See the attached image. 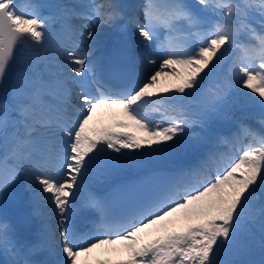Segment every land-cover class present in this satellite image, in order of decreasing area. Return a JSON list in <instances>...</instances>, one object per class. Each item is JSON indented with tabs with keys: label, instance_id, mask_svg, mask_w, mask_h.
<instances>
[{
	"label": "snow or ice",
	"instance_id": "snow-or-ice-1",
	"mask_svg": "<svg viewBox=\"0 0 264 264\" xmlns=\"http://www.w3.org/2000/svg\"><path fill=\"white\" fill-rule=\"evenodd\" d=\"M56 7L58 15L44 17L30 0H0V81L19 47L42 44L48 26L60 25L50 37L55 55H24L11 100L0 102V142L6 146L0 194L22 174L31 199L51 204L58 239L53 243L47 223L30 241L0 222V254L16 257L4 264H235L227 257L243 231L245 210L264 201V137L237 148L238 158L209 149L148 188L123 186L119 210L105 197H91L88 206L98 213L95 234L83 242L73 231V206L94 167L107 172L138 165L140 157L174 148L194 125L207 129L221 116L232 81L217 78L206 87L204 81L218 72L230 49L240 54L229 74L249 90L243 93L247 100L255 102V93L264 108V33L252 26L256 14L264 27V0H143L137 6L143 21L133 15L129 23L140 43L154 49L144 53L143 75L119 84L97 74L94 54L100 29L115 26L122 5L91 0ZM241 33L258 44H238ZM100 110H107L109 123L97 119ZM204 139L195 137L188 150L195 154ZM259 213L264 217V202ZM97 249L104 258L90 257ZM42 250L59 259L34 258Z\"/></svg>",
	"mask_w": 264,
	"mask_h": 264
},
{
	"label": "bare ground",
	"instance_id": "bare-ground-1",
	"mask_svg": "<svg viewBox=\"0 0 264 264\" xmlns=\"http://www.w3.org/2000/svg\"><path fill=\"white\" fill-rule=\"evenodd\" d=\"M58 1V2H57ZM69 2H71L70 0H56V4H70ZM91 2V0H90ZM90 2H83V3H90ZM72 5V4H70ZM38 11L40 12V14L44 17L47 16H56L54 12H50V13H44L43 9L41 7H38ZM58 32V29L56 28L55 23H51L48 28L46 29V37H45V41L42 44H33V43H29L26 46L22 47V50L20 51V55L18 56V62H19V73H21L22 71H24L25 69V65L22 63V57L24 55H26L29 51H34V52H41L44 53L46 50L49 52V54L51 55H55V52L51 51L53 45H52V40L50 39V37H54L55 34ZM252 39V42H255L256 39L254 36L251 35L250 37ZM17 74V75H18ZM14 78V82L17 78ZM13 82V84H14ZM13 84H12V88H11V97H12V89H13ZM78 91V88H76L75 86H73V95H75V93ZM11 97L9 98V100H11ZM187 102V100H186ZM234 108L230 107V108H226L223 110V114L221 116H214L212 118L211 121H209V125L207 129H202L201 126L199 125H194L192 130L190 132L187 133V136L185 137H181V139L179 140L178 143H189L192 142V140L197 137V136H203L205 137V139L203 141H206L207 139L212 140L214 137H218L220 130H221V125L219 123V120H225L226 116L229 117H234L235 120L232 122H236L237 120H246L247 118L244 116V113H232V110ZM97 119L100 120L102 123L106 122H110V117L107 114V110H100V113ZM256 118V117H254ZM258 122H256L255 126L254 125H249L250 129H255V133L256 134H263L264 135V115L258 116V120H256ZM248 129V126H244L242 127V131H246ZM145 164L147 163H153L154 161H157L156 157H145L142 160ZM144 164V165H145ZM92 173H96L95 169L93 168L92 170L89 171L88 175L86 176V180H84L83 182V187L80 189V191L76 194V195H80L81 197H83L84 199L86 198H91L93 197V193H92V183H93V178L90 177V175ZM20 177H23V175L21 174ZM91 179V180H89ZM29 196V198H31L32 194L27 191L24 187H22V183L19 179V177L17 178V180L8 188V190L3 193L0 194V220L5 219V218H9L10 214H12L14 211L13 209H11L9 207V205L14 207L15 209H19L22 205H20V202H22V200ZM103 194L101 193L98 197H102ZM28 208V207H27ZM2 213H6L5 215ZM40 216L42 218H44L43 214H40ZM55 232L58 233V227L55 229ZM247 232L251 235V236H255L254 234L259 235V239L260 240H264V217L260 216V218L257 220V223L255 224H250L247 223ZM107 247V246H105ZM100 251L104 252L103 249H99ZM98 251V249H97ZM102 252H99L100 255L102 254ZM81 259H84V257H81Z\"/></svg>",
	"mask_w": 264,
	"mask_h": 264
},
{
	"label": "rangeland",
	"instance_id": "rangeland-1",
	"mask_svg": "<svg viewBox=\"0 0 264 264\" xmlns=\"http://www.w3.org/2000/svg\"><path fill=\"white\" fill-rule=\"evenodd\" d=\"M198 7H200V6H198ZM253 16H255L254 19H260L259 16L256 14H253ZM222 69H223V66H221L219 68L217 73H219ZM218 76L220 77V74ZM232 91H233L231 93L232 100H234V98H235V101L238 103V105L244 106L243 107L244 110L249 111V110L255 109V110H259L258 112H260L261 114H264V108L261 107V105L259 103V97L256 96L255 93H250V95L256 97L255 102H253V101L247 100V97H245L243 95V93L248 92L249 90H247V89L241 90L238 86H237V88L235 86L232 88ZM262 202H264V201L256 200V201L250 203L249 207L245 210L243 220L245 219L246 221L247 220L253 221V219H255L254 222H256L261 216L259 213V210L257 211V208L260 207ZM254 203H257L256 212L252 208V204H254ZM248 211L250 213H248ZM238 238L241 240V242L245 246L243 247L242 244L239 246H236L237 244H234L233 252L230 255V256L234 257V259L233 260L231 259V261H234L235 264H238V261H237L238 256L240 257V259H239L240 264L243 263V261L245 259L244 256H247V259H250L251 261L264 258V242L263 241H261L260 243L257 244L249 237L248 233H243V231L240 232V234L237 237V240H238ZM234 248L236 249V251L234 250ZM244 248H246V250H244ZM236 252L239 253L238 256L235 254ZM243 264H246V263H243Z\"/></svg>",
	"mask_w": 264,
	"mask_h": 264
},
{
	"label": "water",
	"instance_id": "water-1",
	"mask_svg": "<svg viewBox=\"0 0 264 264\" xmlns=\"http://www.w3.org/2000/svg\"><path fill=\"white\" fill-rule=\"evenodd\" d=\"M18 51V50H17ZM17 53V52H16ZM17 69V62L14 59L9 65L8 71L2 81H0V99H4L9 94V85L12 80L13 74Z\"/></svg>",
	"mask_w": 264,
	"mask_h": 264
}]
</instances>
